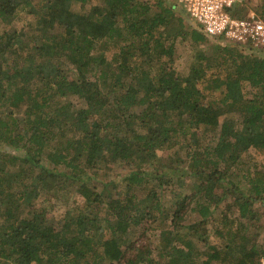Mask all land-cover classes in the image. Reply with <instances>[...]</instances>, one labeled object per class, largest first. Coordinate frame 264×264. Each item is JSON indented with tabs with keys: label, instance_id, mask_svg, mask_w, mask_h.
Masks as SVG:
<instances>
[{
	"label": "trees",
	"instance_id": "16d2710c",
	"mask_svg": "<svg viewBox=\"0 0 264 264\" xmlns=\"http://www.w3.org/2000/svg\"><path fill=\"white\" fill-rule=\"evenodd\" d=\"M74 1L0 0L1 24L24 12L37 20L28 30H0V260L261 264L264 249L248 223L264 204V168L250 163L264 154V54L223 44L218 57L231 66L207 87L230 89L205 102L199 83L209 58L199 53L185 80L166 40L187 34L205 43L210 36L175 3L102 0L76 12ZM247 6L264 17V0L228 11L242 17ZM243 81L255 88L252 98ZM74 96L85 106L77 108ZM201 126L214 137L209 143ZM4 146L20 153L5 154ZM120 163L127 172L112 179L108 167ZM241 175L245 185L235 181ZM179 179L181 198L162 201L164 183ZM53 190L65 204L70 192L83 198L61 230L48 206L35 202ZM139 191L150 197L146 208ZM160 213L158 231L137 232Z\"/></svg>",
	"mask_w": 264,
	"mask_h": 264
},
{
	"label": "rangeland",
	"instance_id": "374dc122",
	"mask_svg": "<svg viewBox=\"0 0 264 264\" xmlns=\"http://www.w3.org/2000/svg\"><path fill=\"white\" fill-rule=\"evenodd\" d=\"M140 1H149L152 3H155L156 0H140ZM176 4V8L179 10H183L178 6L176 0H169ZM102 3V0H90L87 4H85L82 0H75L73 2V10L76 12H83L84 10L89 9L91 6L99 5ZM256 12L262 19L264 17L261 15V13L253 8V7H246L245 8V15L250 12ZM37 22L35 17L33 15L27 14V13H21V18L13 22L11 25H4L0 23V30L5 31L7 30L9 34H13L16 32L18 28L24 27L25 30H28L30 26ZM16 29V30H15ZM27 39V38H26ZM29 39V38H28ZM27 39V40H28ZM29 41V40H28ZM167 44H174V55L171 60L172 66L179 72L180 76L183 79H188L190 74L192 73V66L198 59V54L202 53L205 54L206 57L209 58V60H205L207 63L208 69H207V75L206 77L200 81L199 87L203 93L202 100L205 102L209 101H216V100H222L226 96V92L230 89L229 86L222 85L220 88L211 90L207 87L208 79L216 74H220L224 76L227 73V69L231 66V63L228 62L226 64L223 63L222 59H220V52L221 47H223V44L231 43L229 40L225 38L217 39V37L210 36L208 41L205 43H196L192 40V38L185 34L180 35L179 37H172L168 38L166 40ZM246 51V50H245ZM254 51L258 52L259 54H264L263 52L260 53V49H255ZM138 53L140 50L137 51ZM247 52H249L247 50ZM219 56V57H218ZM224 64V65H223ZM241 90L245 96V98H252L255 93V88L250 85L249 82L243 81L240 85ZM73 104L77 107H84L85 102L78 98L73 97L71 100ZM199 135L202 138L203 143H209L211 139H214L212 136V133L209 132V130L205 129V127L201 126L199 128ZM181 138L183 140L187 141V144L189 142V135H181ZM3 152L5 154H18L20 151H18L17 148L14 146H4ZM254 152V151H253ZM159 155H164L162 151L158 152ZM249 161V158H247ZM252 162L253 167L257 168H264V154L263 153H257L255 155L254 159L250 160V163ZM113 167L112 164L108 167V171L110 173V176L112 179H119L122 173L127 172L126 166L121 165ZM110 178V177H109ZM110 178V179H111ZM238 180H241L240 182ZM240 185H245V180L241 176H238L235 180ZM185 184V181L182 179H179L177 183H164L163 188L161 189L160 198L162 201H165V199H173L175 201L179 200L181 198L180 193L182 192L183 186ZM167 191L166 196H163V193ZM57 193L56 190L50 191V192H42L37 199H35V202H37L36 206H48L49 209V216L52 217L54 221V227L57 230H61L63 228V225L65 223V219L70 218L73 216V208L77 207V205H81L83 198L79 194H76L74 192L69 193V197L67 198L68 203L65 204L61 202L62 200L57 199L56 197H53ZM139 199H140V206L139 208H146L150 197H146L145 192L139 191L138 192ZM224 205V203H222ZM257 210H259L260 217L255 221H250L251 224L248 223L249 230L251 233H257V241L264 249V204L257 203L256 205ZM162 213H160V217L158 220L151 219L150 221H145L139 224L137 232H142L143 229L148 228L149 235H152L154 232L158 231L160 226L162 225ZM247 220V219H246ZM248 222V221H246ZM246 226V227H248ZM103 233H100L101 236H103ZM145 240V239H144ZM215 239H212V241ZM199 248L203 249L205 247V244L203 242L198 243ZM156 256V253H154ZM0 264H12L10 262H4L3 259L0 260ZM261 264H264V259Z\"/></svg>",
	"mask_w": 264,
	"mask_h": 264
},
{
	"label": "built area",
	"instance_id": "2783aa9c",
	"mask_svg": "<svg viewBox=\"0 0 264 264\" xmlns=\"http://www.w3.org/2000/svg\"><path fill=\"white\" fill-rule=\"evenodd\" d=\"M245 0H176L203 31L234 44L264 50V19L252 11L242 17L233 16L228 8Z\"/></svg>",
	"mask_w": 264,
	"mask_h": 264
}]
</instances>
